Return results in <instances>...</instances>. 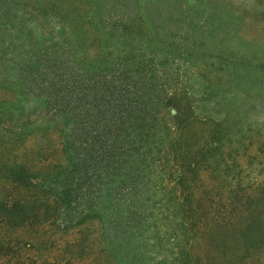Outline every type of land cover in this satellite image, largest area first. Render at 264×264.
Returning <instances> with one entry per match:
<instances>
[{"label":"trees","instance_id":"16d2710c","mask_svg":"<svg viewBox=\"0 0 264 264\" xmlns=\"http://www.w3.org/2000/svg\"><path fill=\"white\" fill-rule=\"evenodd\" d=\"M169 1L0 0V154L32 158L0 166V195L26 193L0 196V264H69L92 221L105 264H264V182L242 177L264 64L213 73L200 30L182 53L186 12L151 10Z\"/></svg>","mask_w":264,"mask_h":264},{"label":"rangeland","instance_id":"374dc122","mask_svg":"<svg viewBox=\"0 0 264 264\" xmlns=\"http://www.w3.org/2000/svg\"><path fill=\"white\" fill-rule=\"evenodd\" d=\"M169 2L170 6L160 3L152 7L151 10L153 13L160 11L163 15L176 11L178 12L179 10L181 12H186L188 21L185 26H180L174 22L167 27L171 33L179 32L177 36H183L182 38H184L185 42L176 39V43L181 48L180 50L182 53L192 50L191 37L194 36V31L200 30L199 37L205 32L204 37L210 38L207 44V48L210 50L206 52L205 56L203 55V58L208 61L209 69L212 72L214 69V72H217L222 62L230 63L240 57L243 59H252L253 63L262 62L264 64V0H185L181 2L180 0H172ZM198 20L200 21L198 22ZM165 26H167V24H165ZM187 66V64L185 66H177L178 69L175 79L179 78V83H181L182 80L185 82L183 76L185 75L184 72L187 70ZM209 72L210 71H208V73ZM212 74L208 75L211 76ZM253 118L264 124V112L255 114ZM261 133L262 136L259 140L264 144V125H262ZM253 153L254 150H252V154ZM32 157L36 159L32 160L33 162L38 160V157ZM30 158L29 156L0 154V166H2L3 163L12 165L14 163L23 162L26 159L30 160ZM1 174L3 173L0 170V176ZM243 176H249L246 178V181L251 183L250 185L254 187L264 182V152L262 155H257L251 169L243 173L242 177ZM205 184L208 185L209 182H205ZM3 185L9 187L8 183L0 180V186L2 187ZM258 192H261V187L258 189ZM262 193H264V189ZM24 195H26L25 191L19 190L13 192L12 195L11 193L4 192L0 196L7 197L11 201L13 198L24 197ZM215 199L216 196L213 195L210 197L201 196L199 206L204 208L211 207ZM197 214L199 215L200 212ZM214 214H216V212ZM103 223L101 221H92L85 225L82 229L84 234V239L81 243L83 251H76V248L73 247L70 249L72 252L68 251L67 254L65 252L58 254L60 258H70V260L67 259L70 262L69 264H105V235ZM211 240L212 243L208 251H211L212 256H215L216 259L219 242H221V234L216 232ZM200 244L202 248H204V245L202 243ZM40 253L42 254L41 258L45 259L49 257L50 254L54 256L58 252L54 250L50 251V253ZM63 261L64 260H62V262ZM211 262L216 264L215 260Z\"/></svg>","mask_w":264,"mask_h":264}]
</instances>
